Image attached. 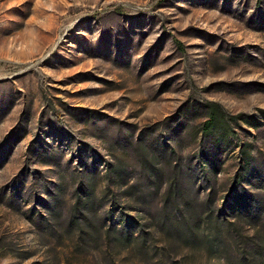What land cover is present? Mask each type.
<instances>
[{
    "label": "rangeland",
    "instance_id": "rangeland-1",
    "mask_svg": "<svg viewBox=\"0 0 264 264\" xmlns=\"http://www.w3.org/2000/svg\"><path fill=\"white\" fill-rule=\"evenodd\" d=\"M175 181L174 215L264 232V0H0V264H227L160 228Z\"/></svg>",
    "mask_w": 264,
    "mask_h": 264
},
{
    "label": "trees",
    "instance_id": "trees-1",
    "mask_svg": "<svg viewBox=\"0 0 264 264\" xmlns=\"http://www.w3.org/2000/svg\"><path fill=\"white\" fill-rule=\"evenodd\" d=\"M217 111L213 110L210 119L205 123L203 132L206 137L210 136L217 124ZM211 168V167H210ZM215 168V167H214ZM216 171V169H214ZM177 181H175L167 190L164 202L163 214L159 218V226L162 230L167 229L192 245L204 244L208 252L223 258L227 264H264V232H258L250 236H242L238 227L223 219L220 215L216 216L213 211L190 209V218L174 215L169 208L170 206L181 207V194ZM185 198L183 197L182 200ZM145 202V198H141ZM210 200L207 202L209 203ZM188 204V203H187ZM187 204L182 205L183 207ZM211 204H209L210 206ZM208 213L204 221L209 231V235L202 234V217ZM94 213V200L88 199L84 204L79 200L73 211L71 225L76 221L78 224H92ZM264 218V206L261 202L253 200V204H245L240 207L236 213V219L240 222H246L249 229H258L260 221ZM123 228L117 230L113 225H106L103 222L105 236L111 242H114L121 248L137 245L143 249L147 243V234L144 229L145 225L140 223L139 219L131 216H124L121 221ZM234 226H233V225ZM102 225V226H103ZM236 243V244H235ZM242 248L236 250V248Z\"/></svg>",
    "mask_w": 264,
    "mask_h": 264
}]
</instances>
